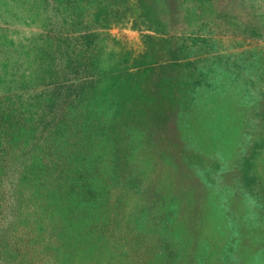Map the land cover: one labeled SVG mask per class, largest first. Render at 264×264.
Instances as JSON below:
<instances>
[{
    "label": "rangeland",
    "instance_id": "1",
    "mask_svg": "<svg viewBox=\"0 0 264 264\" xmlns=\"http://www.w3.org/2000/svg\"><path fill=\"white\" fill-rule=\"evenodd\" d=\"M0 264H264V0H0Z\"/></svg>",
    "mask_w": 264,
    "mask_h": 264
},
{
    "label": "trees",
    "instance_id": "2",
    "mask_svg": "<svg viewBox=\"0 0 264 264\" xmlns=\"http://www.w3.org/2000/svg\"><path fill=\"white\" fill-rule=\"evenodd\" d=\"M60 211H61V209H60ZM62 247H63V244H62L61 241H60V243H59V247H57V246L55 247V249H56V250L58 249V250L55 251V252H52L51 254H49L51 257H53V259L55 260L56 263H58V261L61 260V259H60V257H61L60 255H61V252H63V251H62ZM20 258H21V257H20ZM21 259H22V258H21Z\"/></svg>",
    "mask_w": 264,
    "mask_h": 264
}]
</instances>
